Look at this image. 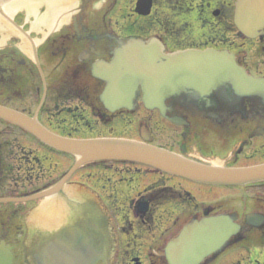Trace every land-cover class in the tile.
Instances as JSON below:
<instances>
[{
    "label": "flooded vegetation",
    "instance_id": "af4514ba",
    "mask_svg": "<svg viewBox=\"0 0 264 264\" xmlns=\"http://www.w3.org/2000/svg\"><path fill=\"white\" fill-rule=\"evenodd\" d=\"M137 1L128 0L126 9V0H79L66 13H58V23L51 29L35 26L37 17L47 11L43 1L29 11L20 6L10 12L0 4V15L14 31L4 36L0 30L4 37L0 106L69 138L143 141L195 162L226 168L264 163V99L238 92L231 83L203 94L187 89L168 98L164 112L147 109L140 90L132 109L110 111L104 106L100 96L105 82L94 77L93 66L110 63L116 50L132 38H156L165 52L226 50L247 75L264 79V33L246 38L238 31L236 0H145L140 9L145 11L149 4L146 14L137 10ZM34 34L41 37L35 39ZM121 123L129 124L132 135L122 137L113 131ZM0 124V246L10 264H169L165 247L182 227L219 212L231 214L241 232L200 264H264V219L246 223L247 214L264 218V204L242 211L222 209L221 200L201 203L164 179L201 183L154 168L141 172L137 167L146 166L131 162L85 164L76 171L80 176L74 179L75 172L57 194V205L66 203L65 219L32 221L43 199H12L56 184L68 166L63 159L46 163L49 154H62L12 122L0 118ZM70 129L79 134L64 132ZM107 131L110 134H104ZM27 137L50 152L30 150ZM121 165L137 167L130 171ZM147 173L162 179L129 198L121 209L123 200L120 203L117 197L121 184ZM77 187L85 194H72ZM100 189L107 190L106 198ZM125 211L126 216L120 214Z\"/></svg>",
    "mask_w": 264,
    "mask_h": 264
},
{
    "label": "water",
    "instance_id": "95a60500",
    "mask_svg": "<svg viewBox=\"0 0 264 264\" xmlns=\"http://www.w3.org/2000/svg\"><path fill=\"white\" fill-rule=\"evenodd\" d=\"M42 1L47 4V11L37 17L35 26L41 28L43 25L49 29L58 23V13H66L79 2V0H0V4L10 12L20 6H26L29 11L36 3ZM144 3L145 0H138L137 10L146 14L149 4L145 11L140 9L144 7L142 6ZM63 19L58 20L59 23ZM30 21L31 28H34V19ZM234 23L245 37L262 36L264 0H237ZM0 30L4 36L14 33L2 15ZM1 33L0 40L4 38ZM40 37L36 34L34 38ZM92 74L105 82L100 99L110 111L122 107L132 109L136 93L142 90L141 101L144 106L147 109L157 108L164 112L165 100L172 96L187 89L202 94L210 93L225 83H231L238 92L258 94L264 99V79L248 76L236 64L234 56L227 51L185 49L165 53L161 43L154 38L147 42L140 39L129 40L116 50L110 63L95 64ZM0 118L24 128L47 146L75 157L73 165L56 184L35 195L12 199L13 201H31L59 194L78 168L90 162L103 160L135 162L203 184L243 185L264 180V164L226 168L195 162L142 141L122 138H67L49 131L36 119L3 106H0ZM139 210L145 212V207L140 205ZM254 219L262 222L264 218L256 214H247L246 223L252 224L249 221ZM241 229V225L234 221V217L226 213L205 216L200 220L193 219L167 243L165 257L169 264H200L208 256L220 251L231 238L241 232ZM0 264H10V260L4 258L1 246Z\"/></svg>",
    "mask_w": 264,
    "mask_h": 264
},
{
    "label": "rangeland",
    "instance_id": "374dc122",
    "mask_svg": "<svg viewBox=\"0 0 264 264\" xmlns=\"http://www.w3.org/2000/svg\"><path fill=\"white\" fill-rule=\"evenodd\" d=\"M130 5V2L126 0V9H128V6ZM117 18V16H116ZM120 25V22L118 21L117 23L115 22L114 26L117 27ZM34 37L36 34L33 35ZM133 120V119H132ZM134 131H135V124L132 122ZM118 126L113 128L114 132H117L118 136L122 137H127L129 135H132V132L130 131V127L128 123H121L118 124ZM2 125L0 124V127ZM76 130H79L76 129ZM76 130H65L64 132H68V134L71 135H77L79 133L76 132ZM110 130V129H109ZM108 130V131H109ZM108 131L104 134L108 135ZM111 134H113L111 132ZM30 136V135H29ZM25 137V136H24ZM31 137V136H30ZM27 137L29 139V149L30 150H37L42 153H47L50 152L47 149H44L42 146L38 145L37 143L32 141V137ZM58 159H63V161L66 162L68 168L70 167L72 163V157L68 155H58V154H49L44 158L46 163H53L57 161ZM122 169H128L130 168V171L136 170L137 166L131 165H121ZM67 168V169H68ZM141 172H151L150 167H137ZM78 176H80V171L76 172L75 175L73 176L74 179H76ZM161 176H157L154 173H147L144 174L143 176H136L134 177L131 181L128 179L127 181L123 182L121 186L119 187L117 197H118V202L121 203L122 201V208H126L125 203L129 198L137 196L139 191H143L147 186L151 185L152 183H155L156 181L161 180ZM166 182H170V185L173 187H178L179 185L185 189L186 191H189L198 202L201 203H214L216 201L221 200V207L222 209H235V210H242L246 211L249 210V208L252 205H258V204H264V181L258 182V183H253L251 185H246V186H235V187H228V186H221V185H205V184H194L192 182H187L182 179H171L166 180ZM90 185L94 188L95 183H90ZM98 189V188H96ZM102 194H104V197L106 198L108 196L107 190H102L100 189ZM57 205V204H55ZM54 206V205H53ZM55 208L51 207L50 209ZM49 210V209H48ZM115 211L120 212L118 207H115ZM123 216L127 215V211L120 213ZM118 219H120L118 217Z\"/></svg>",
    "mask_w": 264,
    "mask_h": 264
},
{
    "label": "crops",
    "instance_id": "0c3cea01",
    "mask_svg": "<svg viewBox=\"0 0 264 264\" xmlns=\"http://www.w3.org/2000/svg\"><path fill=\"white\" fill-rule=\"evenodd\" d=\"M39 220V216L36 215V217L34 218V221H38Z\"/></svg>",
    "mask_w": 264,
    "mask_h": 264
},
{
    "label": "trees",
    "instance_id": "16d2710c",
    "mask_svg": "<svg viewBox=\"0 0 264 264\" xmlns=\"http://www.w3.org/2000/svg\"><path fill=\"white\" fill-rule=\"evenodd\" d=\"M191 199H192V198H191ZM218 204H219V203H217V204H215V205L218 206ZM220 205H221V203H220ZM206 206H209V205H206Z\"/></svg>",
    "mask_w": 264,
    "mask_h": 264
}]
</instances>
